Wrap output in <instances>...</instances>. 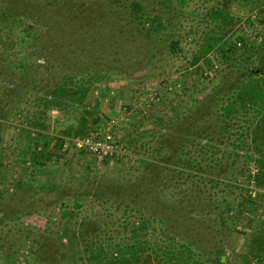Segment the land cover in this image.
Here are the masks:
<instances>
[{
    "label": "rangeland",
    "instance_id": "1",
    "mask_svg": "<svg viewBox=\"0 0 264 264\" xmlns=\"http://www.w3.org/2000/svg\"><path fill=\"white\" fill-rule=\"evenodd\" d=\"M29 1L33 7L41 6L46 13L45 18H50V22L54 21L61 28L64 27L62 32L73 28L69 26H73L70 21L76 5L84 4L86 8L93 9L94 4H99L102 13H112L111 18L115 22L109 23L107 29L115 25L126 30L123 27L127 14L130 13L127 9L123 10V6H120V11L116 6V11L122 16L114 10L111 12L104 9L106 0ZM252 1L187 0L183 7L179 0L151 2L155 11L164 13L167 23L165 32L156 35L150 46H146L143 37L132 36L123 42L119 54H116L119 50H115L116 39L118 37L123 40V34L115 32L116 38L115 34L109 35L104 20L98 15L94 16L97 19L91 16L103 28L96 30L98 44L107 42L109 50L103 51V46L100 45L99 51L95 50L102 54L100 59L97 63L90 61L89 67L84 66L79 75L87 77L90 73H97V77L102 78L94 82L93 90L82 103L67 102L62 108L55 106L46 112L39 101L45 92L26 87L22 83L31 71L25 68L26 59L31 64L35 60L43 63L38 49H32L33 39L24 28L29 27V24L31 26L30 21L40 23L43 18L37 12L30 11V20H14L9 17L13 0L1 2V5H5V10L4 13L0 12V151H4L0 158V253L6 254L8 247L15 245L21 251L16 258L23 259L28 245L24 238H20L25 230H19V222L15 221V216L20 215L26 221L25 212L32 210L34 204L40 206L41 201L43 205L50 203V207L52 205L55 208L57 214L52 215L54 219H59L58 208L62 204L77 207L75 219L69 223L71 231L78 230L81 223L97 222L106 232L105 236L116 227L123 233L119 224L125 218L134 221L138 217L135 213H129L125 217L126 208L129 206L131 211L140 206L136 204L144 203L150 210L165 215L164 227L168 236L189 243L205 259L212 258V255L215 257L218 252L219 257L224 258L219 260L223 264H264V243L256 240L264 233V189H256L254 186L244 190L230 188L225 182L211 188L214 186L210 183L194 179V195L198 196L197 191L201 192V189L205 191L202 200L196 199L194 204H189L187 199H183L180 203L179 199L185 197L184 193L191 187L181 171L185 169L182 162L176 164L178 169L171 170L175 167L173 162L178 163L177 158L173 160V151L178 153L175 157L182 159L204 157L200 150L185 154L188 148L183 147L190 146L185 140L194 139L203 145L207 142L205 135L202 138L199 133L190 135L191 133L184 132L186 127L183 123L189 125L191 122L183 120L185 115H178L181 120H170L174 115V108L177 112H185L187 116L189 111L197 112V106H201L203 101L212 99L213 94L219 96L220 89L224 87L222 85L228 80L227 63L219 49L209 53L199 64L191 65L193 55L205 35L220 24L219 21L212 22L206 17L208 9L226 8L235 21L221 43V48L236 45L242 49L243 45L238 46V43L243 35L256 50V61L264 64V0ZM26 2L27 0L22 1L23 4ZM123 4L129 3L124 1ZM181 7L185 15L175 12ZM87 16L89 17V13ZM81 31L83 32H79L83 38L88 39L90 34L84 29ZM125 35L130 34L125 31ZM61 36L64 41L71 42L67 36ZM59 37L51 36L48 40L57 45ZM172 40L179 44L175 53L170 51ZM107 61H114L115 64L121 61L123 69L113 70L109 76H105L107 71L104 70V63ZM220 105L218 102L213 106V115L203 118L199 123L200 128L209 126L202 125L215 116ZM42 111L46 113L45 116L41 115ZM173 125L175 130L170 131ZM84 127V132L78 134L77 131H82ZM108 130L114 133L126 149V155L121 160L104 162L78 152L73 146L72 141L77 137L85 136L88 132L94 134ZM209 135L217 138L216 134ZM38 138H41L39 146L36 145ZM58 138L64 139L65 143L61 152L53 149L57 160H40V153L46 155L48 152L42 144L48 143V148L52 149ZM216 145L221 149L217 154L218 162L224 161L230 150L219 143ZM38 161L39 164L36 165L35 162ZM237 167L230 166L231 172L224 170L222 176L217 173L214 176L223 181L239 178L243 182L244 178L238 175ZM47 185L55 187L54 197H49L48 200L37 192ZM146 190L161 197L154 199L153 196L144 195ZM209 192L212 193L209 197L214 202H209ZM246 196H251L256 202L245 205L244 208L239 207ZM191 205L194 206L190 207ZM227 205L233 210L231 214L226 213L227 209L223 212L225 222H222L218 218ZM189 209L193 213H189ZM110 214L115 218L111 219ZM44 222L43 220L42 223ZM42 225L38 233L45 235L46 226ZM126 235L129 234L124 232L123 236ZM46 237L50 238L48 234ZM78 250L79 246H76L72 253ZM252 255L262 259L258 262L251 259ZM246 258H250V261L245 262Z\"/></svg>",
    "mask_w": 264,
    "mask_h": 264
},
{
    "label": "trees",
    "instance_id": "2",
    "mask_svg": "<svg viewBox=\"0 0 264 264\" xmlns=\"http://www.w3.org/2000/svg\"><path fill=\"white\" fill-rule=\"evenodd\" d=\"M22 1L13 0L10 18L14 20H30L32 15L30 11L37 12L43 18L40 23L30 21L31 26L29 24V27L25 26L24 28L33 39L31 43L32 49H38L39 57L43 59V63L35 60L31 64L26 59L25 68L31 71L30 75L23 79L22 83L26 87L38 88L45 92L44 96L39 98L45 112L55 106L62 108L67 102L82 103L85 97L93 90L94 82L102 78L97 77V73H90L87 77L79 75L84 66L89 67L90 61L97 63V60L100 59L102 54L95 51H99L100 45L103 46V51L109 50L107 42L103 45L101 42L98 44L99 39L97 38L96 30L103 28L94 21V19H97V15L104 20V26L109 35H114L115 32L123 34V40H119L115 34V38L117 37L115 50H119L116 54H119L122 49L123 42L132 38V36L133 38L143 37L146 40V46H150L155 41L156 35L165 32L167 26L164 13L155 11L151 3L161 2V0H106L104 9H109L112 12L113 10L116 11V6H118L120 11V6H123V10L127 9L130 11L123 27L126 30L119 29L120 26L115 25L107 29L109 23H114L115 20L111 18L112 13L111 15L109 12L102 13L99 4H94L93 9L86 8L84 4L76 5L70 21L73 26H69L73 28L65 32H62L65 30L64 27L61 28L56 22H50V18H45L46 13L41 6L35 5L33 7L29 0L25 4ZM124 1L129 4H123ZM186 1L179 0L182 7L185 6ZM245 1L248 3L253 2L252 0ZM1 2L5 3L6 0H0V12L3 11L4 13L5 5H1ZM182 7L179 10H175V12L178 11L179 14L183 15ZM119 11L116 12L119 13ZM262 12L264 13V10ZM76 13H81V15ZM88 13L89 17L87 16ZM122 15L120 14V16ZM91 16L94 19H91ZM206 17L210 18L212 22L219 21L220 24L205 35L201 45L198 46L197 51L193 55L191 65L199 64L209 53L219 49L223 60L227 63L228 72L226 71L227 73H225L229 81L226 80L224 82L222 85L224 87L220 89L219 96L213 94L214 97L212 99L208 98L209 100L203 101L201 106H197V112L195 110L193 112L189 111L187 116L185 112L181 113L180 111L177 112L175 108L174 110L172 109L174 115L170 117V120H181L178 115H185L183 120L191 122L189 125L183 123V126L186 127L184 132L191 133L190 135L199 133L198 135L202 136V138L205 135L207 140L204 145L197 143L194 139L185 140L190 146L185 145L183 147L185 149L188 148L185 154L200 150L204 157L194 156L182 159L175 157V155L178 156L177 151L172 153L174 154L173 160L177 158L178 163L174 161L173 165L175 167H172L171 170L175 171V168L178 169L176 164L182 162L185 169L181 171H183L185 181L189 180L188 184L191 187L188 192L184 193L185 197L179 199L180 203L183 202V199H187L189 204H194L196 199L198 201L202 200L203 192L205 191L201 189V192L197 191L198 196L194 195L196 192L194 179L210 183L213 186L225 182V185L230 188L234 187L244 190L254 186L256 189H264V64L256 61L257 52L252 48V43H248L247 38L243 35L240 36L242 43L239 42L243 45L242 49H239L236 45L221 48V43L226 39L235 23L226 8L218 9L217 7H212L208 9ZM56 25L57 27H55ZM81 29L90 34L88 39L83 38L80 33L83 32ZM89 30L91 31L89 32ZM93 31H95V34ZM125 31L130 35H125ZM58 35L60 36L59 41H57V45H53L52 40H48V38ZM61 35L67 36L71 42L64 41ZM178 45L177 41L172 40L170 51L175 53ZM262 48L264 49V46ZM120 62L117 61L119 64H115L114 61L105 62L104 70L107 71L105 76H109V73L113 70L123 69ZM218 102L221 105L216 110L215 116L205 121L202 125L206 124L209 126L200 128V121L213 115V106L217 105ZM45 112L42 111L41 115L45 116ZM41 128H44V126ZM84 129L86 128L84 127L82 131H77L78 134L83 133ZM169 130L174 131V125ZM209 132L216 134L217 138L210 136ZM89 134L91 132L87 133V135ZM41 137L43 136L41 135ZM40 139L38 138L36 141L37 146L40 145L38 142ZM64 143V139L58 138L52 149L48 148V143L42 144L48 152H46V155L40 153V160L44 158L49 159V161L54 160V158L57 160V157L53 155V149L61 152ZM216 143L224 145L227 150H230L226 153L227 157L224 159V161L228 160L226 163L223 160L218 162L217 154L221 149L217 147ZM196 147L200 149H196ZM162 150L160 151L162 152ZM3 152L0 151V158ZM35 163L38 165L39 161ZM230 166L233 168L238 166V175L244 178L243 182L239 181V178H228V181L226 179L223 181L221 178L214 176L215 173L222 176L224 170L225 172H231ZM169 168V165H167V169ZM204 172L208 174L205 175ZM211 188H215V186ZM40 190L37 191L38 195L44 199L48 200L49 197H54V185H47L46 188L44 187ZM143 194L149 197L153 196L154 199L158 198V196L161 197L160 195H153L150 190L144 191ZM211 194L209 192L208 197L212 196ZM210 200L209 202H214L211 198ZM206 201H208L207 198ZM255 202L254 198L246 196L239 203V207L244 208ZM143 204H136L140 205L137 209H131L130 211L128 206L125 210V217L129 213L138 215L134 221H128L125 218V223L119 224V226H122L123 231L129 234L128 236H123L124 232L120 233L117 227L111 233L109 232V235L105 236L106 232L97 222L81 223L78 230L74 229L71 231L69 223L75 219L77 207L74 208L62 204L58 208L59 219H54L52 215L57 214L55 208H52V205L50 207V203L43 205V201H41L40 206L39 204H34L32 210L25 212L26 221H23V217L20 215L15 216V221L19 222V230L22 232L25 230L20 235V238H24L28 245L23 254L25 261L16 258L21 251H18V248L12 245L8 247L6 254L0 253V264H223L219 260L222 261L224 258H220L218 252L215 257L212 255V258L205 259L202 253H199L189 243L168 236L164 227L165 215L163 213L158 214V212L150 210ZM193 206L191 205L190 207ZM232 210L227 205L218 220L225 222L223 212L231 214ZM189 213H193V210L189 209ZM109 216L111 219L115 218L112 214ZM48 217L49 219H47ZM43 220L45 221L44 223H42ZM65 220L68 221L65 222ZM42 224H45L46 234L50 238H47L44 233H38V231H41L39 227L43 226ZM112 224H115V222ZM256 240L258 243H264V233ZM76 246H79V250L76 253H72ZM200 247L203 249L202 246ZM59 251L63 253H58ZM251 252L255 253V250L251 249ZM251 259H256L260 262L262 257L252 255ZM247 260L249 262L250 258H246L245 262Z\"/></svg>",
    "mask_w": 264,
    "mask_h": 264
},
{
    "label": "built area",
    "instance_id": "3",
    "mask_svg": "<svg viewBox=\"0 0 264 264\" xmlns=\"http://www.w3.org/2000/svg\"><path fill=\"white\" fill-rule=\"evenodd\" d=\"M72 142L78 152L107 162L121 160L126 155L124 145L110 130L77 137Z\"/></svg>",
    "mask_w": 264,
    "mask_h": 264
}]
</instances>
